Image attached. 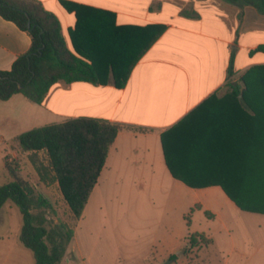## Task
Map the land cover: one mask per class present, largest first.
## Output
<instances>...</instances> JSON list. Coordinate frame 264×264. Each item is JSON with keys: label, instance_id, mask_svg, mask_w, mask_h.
Here are the masks:
<instances>
[{"label": "crops", "instance_id": "crops-1", "mask_svg": "<svg viewBox=\"0 0 264 264\" xmlns=\"http://www.w3.org/2000/svg\"><path fill=\"white\" fill-rule=\"evenodd\" d=\"M38 1L58 18L69 48L70 31L75 29L77 19L61 1L110 12L116 26L163 25L165 30L137 61L123 88L112 82L59 81L51 86L45 100L36 104L38 107L16 94L0 101V110L16 108L18 118L26 123L48 119L29 130L79 117L119 125L103 170H126L142 176L168 172L173 176L166 162L163 136L177 174L228 175L237 160L240 172L242 161L246 170L253 133L248 107L233 91L249 68L264 64V48L259 49L264 46V12L255 2ZM30 46V35L0 16V71L10 70ZM104 77L112 79L108 73ZM255 129L257 145V122ZM34 187L44 196L50 189L48 185ZM56 188L58 198L63 199L58 183ZM22 224L19 208L6 202L0 209V264H35L33 252L20 239ZM73 259L69 248L61 264H70Z\"/></svg>", "mask_w": 264, "mask_h": 264}, {"label": "trees", "instance_id": "trees-1", "mask_svg": "<svg viewBox=\"0 0 264 264\" xmlns=\"http://www.w3.org/2000/svg\"><path fill=\"white\" fill-rule=\"evenodd\" d=\"M227 1L233 4L255 2L264 12V0ZM61 4L67 11L74 12L77 19L75 29L70 31L72 48L67 45L58 18L40 1L0 0V16L14 22L31 37L30 49L16 59L10 70L0 71V101L21 94L28 101L41 104L51 86L59 81L112 82L115 87L123 88L137 61L165 30L163 25L116 26L115 16L110 12L69 1H61ZM262 48L264 46L259 47ZM106 73L111 74L112 79L105 78ZM240 80L233 95L241 96L243 104L247 105L249 128L252 127L253 133L246 170L242 161L240 172L237 160L228 175L177 174L163 136L165 158L173 177L187 186L218 185L241 210L264 214V64L252 66ZM120 128L108 120L79 117L23 132L15 138V149L32 154L46 152L49 165L44 171L46 176L51 175L46 179L58 183L76 222L81 219L98 183ZM4 164L12 180L0 185V209L8 201L19 208L23 217L20 239L33 252L35 264H61L74 239L73 228L52 219L51 203L19 176L21 168L10 156L4 157ZM37 171L42 178L41 170L37 168ZM196 206L200 208L199 204ZM187 240L192 246L210 241L199 232L190 234Z\"/></svg>", "mask_w": 264, "mask_h": 264}, {"label": "rangeland", "instance_id": "rangeland-1", "mask_svg": "<svg viewBox=\"0 0 264 264\" xmlns=\"http://www.w3.org/2000/svg\"><path fill=\"white\" fill-rule=\"evenodd\" d=\"M15 110H0V185L12 180L4 157L16 155L12 161L20 166L21 178L41 189L50 187L44 194L52 219L68 223L75 233L70 264H264V214L241 210L220 187L192 188L168 172L142 176L105 168L75 222L58 198L56 182L45 175L46 152L27 155L15 149L18 135L48 119L26 123ZM195 232L210 241L190 245L187 238Z\"/></svg>", "mask_w": 264, "mask_h": 264}]
</instances>
